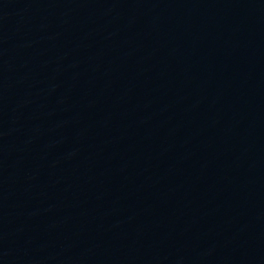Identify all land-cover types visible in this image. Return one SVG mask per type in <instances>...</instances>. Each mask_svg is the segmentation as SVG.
Wrapping results in <instances>:
<instances>
[{
	"label": "water",
	"instance_id": "obj_1",
	"mask_svg": "<svg viewBox=\"0 0 264 264\" xmlns=\"http://www.w3.org/2000/svg\"><path fill=\"white\" fill-rule=\"evenodd\" d=\"M0 264H264V0H0Z\"/></svg>",
	"mask_w": 264,
	"mask_h": 264
}]
</instances>
